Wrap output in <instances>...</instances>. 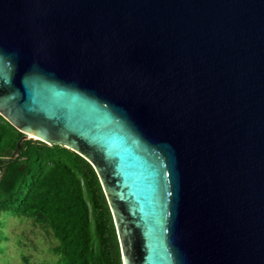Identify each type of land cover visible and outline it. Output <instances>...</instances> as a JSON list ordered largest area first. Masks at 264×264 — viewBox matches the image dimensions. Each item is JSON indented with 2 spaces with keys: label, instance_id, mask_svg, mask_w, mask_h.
Segmentation results:
<instances>
[{
  "label": "water",
  "instance_id": "95a60500",
  "mask_svg": "<svg viewBox=\"0 0 264 264\" xmlns=\"http://www.w3.org/2000/svg\"><path fill=\"white\" fill-rule=\"evenodd\" d=\"M0 114L92 164L124 264H264V0H0Z\"/></svg>",
  "mask_w": 264,
  "mask_h": 264
},
{
  "label": "trees",
  "instance_id": "16d2710c",
  "mask_svg": "<svg viewBox=\"0 0 264 264\" xmlns=\"http://www.w3.org/2000/svg\"><path fill=\"white\" fill-rule=\"evenodd\" d=\"M24 133L0 114V253L8 240L2 214L27 218L55 239L57 264H124L99 176L79 153ZM27 262V257H24Z\"/></svg>",
  "mask_w": 264,
  "mask_h": 264
},
{
  "label": "rangeland",
  "instance_id": "374dc122",
  "mask_svg": "<svg viewBox=\"0 0 264 264\" xmlns=\"http://www.w3.org/2000/svg\"><path fill=\"white\" fill-rule=\"evenodd\" d=\"M2 219L8 240L2 244L0 264H57L58 258L51 251L56 244L52 235L27 218L4 213Z\"/></svg>",
  "mask_w": 264,
  "mask_h": 264
},
{
  "label": "built area",
  "instance_id": "2783aa9c",
  "mask_svg": "<svg viewBox=\"0 0 264 264\" xmlns=\"http://www.w3.org/2000/svg\"><path fill=\"white\" fill-rule=\"evenodd\" d=\"M0 175H1V169H0Z\"/></svg>",
  "mask_w": 264,
  "mask_h": 264
}]
</instances>
